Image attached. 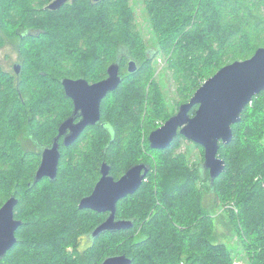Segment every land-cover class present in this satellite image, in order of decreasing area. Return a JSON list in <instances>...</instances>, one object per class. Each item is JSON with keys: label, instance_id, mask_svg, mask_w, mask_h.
I'll use <instances>...</instances> for the list:
<instances>
[{"label": "trees", "instance_id": "obj_1", "mask_svg": "<svg viewBox=\"0 0 264 264\" xmlns=\"http://www.w3.org/2000/svg\"><path fill=\"white\" fill-rule=\"evenodd\" d=\"M51 1L0 0V48L13 42L20 65L18 74L0 66V206L14 195L22 222L0 264H101L118 254L130 264H232L231 250L213 239L201 182L225 206L249 263L264 264V90L232 126L231 141L220 142L224 170L213 181L202 163L190 168L175 156L181 141H192L177 134L165 149H154L147 139L204 80L264 47V0H143L176 88L172 108L150 67L158 50L146 48L135 31L126 0H70L57 10L47 8ZM195 18L207 27L186 30ZM129 59L137 62L134 72ZM117 60L121 82L103 98L99 123L70 146L60 139L56 179L30 185L42 150L72 113L61 79L99 81ZM103 161L115 179L139 162L150 170L117 203V218L132 220V227L93 238L106 214L78 203L92 192ZM85 236L90 241L81 249Z\"/></svg>", "mask_w": 264, "mask_h": 264}, {"label": "water", "instance_id": "obj_2", "mask_svg": "<svg viewBox=\"0 0 264 264\" xmlns=\"http://www.w3.org/2000/svg\"><path fill=\"white\" fill-rule=\"evenodd\" d=\"M66 0H52L47 8L59 9ZM101 1V0H94ZM19 64L14 65L18 74ZM137 69L135 60L127 64L128 72ZM121 82L118 60L107 67V76L89 83L85 78H62L65 95L72 100L71 115L63 120L50 147L42 150L41 160L34 174V185L44 177L55 180L61 156L59 140L63 146H70L88 126L100 121V107L103 98L115 90ZM264 90V47H258L252 56L235 60L222 66L195 90L190 99L179 105L177 111L163 124L150 131L148 140L151 148L165 149L177 134L202 146L204 160L201 169L208 170L213 181L223 170L224 160L218 156L220 142L228 144L233 136L232 126L239 122L241 113L252 98ZM197 106L194 114L192 107ZM76 119H78L76 121ZM149 165L137 163L130 166L118 179L111 174V167L103 161L100 178L89 195L82 197L79 209H91L97 213L108 212L106 218L92 231L96 238L105 232L130 229L133 221L117 218V203L122 198L134 194L143 183ZM18 199L12 195L0 206V258L16 241L15 230L22 223L14 216ZM131 259L124 254L106 257L101 264H130Z\"/></svg>", "mask_w": 264, "mask_h": 264}, {"label": "rangeland", "instance_id": "obj_3", "mask_svg": "<svg viewBox=\"0 0 264 264\" xmlns=\"http://www.w3.org/2000/svg\"><path fill=\"white\" fill-rule=\"evenodd\" d=\"M126 1H127V6L129 8V14L132 17L134 29L140 35L144 45L146 46V48H149L150 50H154V49L158 50V54L151 61L150 67L154 70V77L159 82L160 88H162V91L165 94V98L169 107L172 108L177 100L176 88L170 77V72L167 68L166 58L161 53L162 48L157 43L156 31L153 29V23L150 19V16L148 15L146 8L144 7L143 0H126ZM195 10H197V6H195ZM261 13L264 15V7H262ZM217 19H218L217 17L210 18V21L214 20V22H216ZM206 27L207 25L206 23H204V21L195 18L192 19L191 22L187 25L186 30L188 29L191 30L192 28L205 29ZM197 30L198 29L192 31L198 33ZM212 31L214 33L217 32L215 28H213ZM13 44H14L13 42L6 43V45L0 48V66L4 70L10 72H13V65L17 64L18 61V55ZM214 48H216V44L214 45ZM237 60H244V59H237ZM261 141L264 145V135ZM173 152L175 156H179L180 154H182L183 158L186 159V161L184 160L186 162V165L189 166L190 168L197 167L198 164L200 165L204 160V155L202 158L200 149L193 142L181 141L179 145L173 150ZM204 172L205 171L202 170L203 174ZM197 185L202 194L201 206L205 209V211H207L210 214L212 218L214 241L217 243L224 244L227 248L231 250L233 256V263L239 262L241 264H250L249 260L247 259V256L244 254V251L241 247L240 238L236 232V229L234 228V225L231 224L227 211H224L225 206H223L221 202L217 203L214 193L208 190L207 188L208 185L207 182L204 183L201 182L198 183ZM232 206L234 205L231 202L230 206L227 207L230 208ZM85 241L86 240L84 239L81 240V244H80L81 249L85 246Z\"/></svg>", "mask_w": 264, "mask_h": 264}, {"label": "flooded vegetation", "instance_id": "obj_4", "mask_svg": "<svg viewBox=\"0 0 264 264\" xmlns=\"http://www.w3.org/2000/svg\"><path fill=\"white\" fill-rule=\"evenodd\" d=\"M69 1H70V0H66L64 4L68 3ZM91 1H92L93 3L98 2V1H94V0H91ZM64 4H63V5H64ZM63 5H62V6H63ZM129 60H130V59H129ZM129 60H128V61H129ZM135 62H136V61H135ZM127 64H128V62H127ZM136 64H137V62H136ZM13 68H14V65H13ZM119 74H120V64H119ZM120 75H121V74H120ZM106 76H107V75H106ZM72 79H73V78H72ZM63 89H64V88H63ZM72 104H73V103H72ZM100 116H101V113H100ZM77 120H78V119H76V121H77ZM98 123H99V122H98ZM95 125H96V124H95ZM61 140H62V139H61ZM139 163H143V162H139ZM136 164H137V163H136ZM133 165H134V164H133ZM117 179H118V178H117ZM88 195H89V194H88ZM90 210H91V209H90ZM116 212H117V211H116ZM103 214H106V216H107V215H108V212H105V213H103ZM106 216H105V218H106ZM116 216H117V215H116ZM105 218H104V219H105ZM83 239L86 240L85 243H87V242L90 241V237H89V236H88V237L85 236V237H83Z\"/></svg>", "mask_w": 264, "mask_h": 264}, {"label": "built area", "instance_id": "obj_5", "mask_svg": "<svg viewBox=\"0 0 264 264\" xmlns=\"http://www.w3.org/2000/svg\"><path fill=\"white\" fill-rule=\"evenodd\" d=\"M233 264H241V263H239V262H234Z\"/></svg>", "mask_w": 264, "mask_h": 264}]
</instances>
